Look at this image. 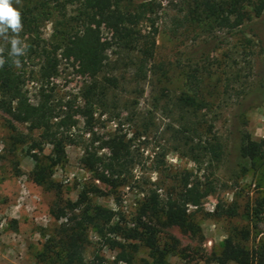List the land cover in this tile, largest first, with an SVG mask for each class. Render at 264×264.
I'll return each mask as SVG.
<instances>
[{
    "label": "rangeland",
    "instance_id": "1",
    "mask_svg": "<svg viewBox=\"0 0 264 264\" xmlns=\"http://www.w3.org/2000/svg\"><path fill=\"white\" fill-rule=\"evenodd\" d=\"M133 2L151 3L157 42L153 62L162 66L167 77L160 72L152 82L148 79L137 83L133 69L119 63L121 85L109 105L96 110L94 131L103 142L109 137L125 136L136 156L134 179L118 188L94 179L82 163L91 135L86 131L84 118L78 115L69 119L77 121L69 131L76 136V142L67 145L66 162L57 166L53 175L55 184L62 187L60 203L57 190L48 183L36 184L31 178L35 161L31 155L34 151L29 153L30 144H37L36 152L41 150L44 156L52 154L53 145L43 139L41 132L0 111V264H63L62 255L56 263L43 261L40 255L68 217L64 202H76L87 185L102 190L101 195L91 196V203L113 210L116 220L132 225L149 190H158L164 197L179 188L187 172L193 173L191 180H199L215 191L206 198L202 210L190 207L201 232L194 234L176 226L160 229L161 243L168 241L177 246V255L168 257L169 264H215L212 254L219 251L229 235L241 231L249 232L245 242L249 248L264 239V159L242 160L239 151L244 133L257 142L264 139V14L257 17L248 7L251 19L241 27L210 28L203 23L186 22L181 0ZM259 2L253 0L254 5ZM26 4L25 0H13L20 13ZM35 29L46 40L53 32L50 22ZM21 32L15 36L25 44L26 37L22 39ZM11 36L0 35V53ZM109 36L105 31V37ZM59 59L58 77L44 83L43 89L59 113L66 115L82 105L80 90L87 77L72 56ZM117 59L112 56L113 61ZM39 63V58L33 57L20 64L32 100L40 97ZM195 69L202 78L201 92L209 104L199 114L203 120L200 130L205 139L218 138L224 146L220 163H205L200 169L184 151L175 149L171 131L174 119L163 110L171 94L188 89L185 74ZM68 106L73 109L68 111ZM22 138L28 143L18 141ZM217 205L225 210L235 209L236 215L214 216ZM52 209H59V218ZM237 237L240 239L239 234ZM98 242L96 232L91 230L88 262ZM102 254L112 264L117 252L106 248ZM143 260L156 264L149 250L140 247L135 263L142 264Z\"/></svg>",
    "mask_w": 264,
    "mask_h": 264
},
{
    "label": "trees",
    "instance_id": "2",
    "mask_svg": "<svg viewBox=\"0 0 264 264\" xmlns=\"http://www.w3.org/2000/svg\"><path fill=\"white\" fill-rule=\"evenodd\" d=\"M21 11L25 52L19 57H10V42L0 53V111L20 124H28L31 130L41 132L43 139L53 145V152L44 156L36 152L37 144L29 146L35 161L31 178L36 184L48 183L58 191L62 203V187L55 184V168L67 159L66 147L76 142L69 131L77 121L84 118L86 131L91 135L84 148L82 163L95 180L112 188L127 186L134 179L136 156L125 136L109 137L105 142L94 131L96 110L109 105L112 94L121 85L119 63L133 69V78L141 82L152 80L159 73L166 76L162 66L153 62L155 56L156 31L151 3L135 4L133 0H25ZM186 22H199L207 26L239 28L251 19L248 7L257 17L264 14V0L254 5L253 0H181ZM50 22L53 32L46 40L36 27ZM150 27V30L147 28ZM108 31L109 37H105ZM37 32V33H36ZM72 56L79 70L87 77L80 90L82 105L73 113L61 115L43 89L59 75V57ZM112 56H117L113 61ZM38 57L37 76L42 82L40 97L32 100L26 90L24 69L20 64L25 59ZM18 61V63H17ZM202 78L197 69L185 74L188 89L174 92L163 104V110L173 117L171 127L176 150L193 160L198 168L205 163L211 166L220 163L224 146L218 138L205 139L201 132L203 120L200 112L208 108L201 92ZM73 106H68L71 111ZM67 111V112H68ZM66 129L67 132H64ZM23 144L28 141L20 139ZM99 143V146H95ZM239 151L242 160L264 159V139L257 142L248 133L240 137ZM193 173L187 172L179 188L162 197L158 190H149L141 202L132 225L116 220L113 210L91 203V196L102 194L96 185H87L76 202L66 201L68 217L58 226L55 234L46 242L43 261L56 263L62 255L63 264H108L102 254L104 249L116 251L112 264H136L140 247L149 250L156 264H169L168 257L177 255V246L168 241L161 243V228L179 227L190 233H199L201 228L193 220L190 207L202 210L204 201L213 195L214 188L203 186L199 180H191ZM56 218L59 209H52ZM214 216L234 217L236 210L223 209L217 205ZM17 223V222H16ZM94 230L99 240L91 253L90 262L86 254L90 245V231ZM240 235V239L237 235ZM229 235L218 252L212 254L215 264H264V239L249 248L245 242L249 232L241 231ZM142 264H152L143 260Z\"/></svg>",
    "mask_w": 264,
    "mask_h": 264
},
{
    "label": "clouds",
    "instance_id": "3",
    "mask_svg": "<svg viewBox=\"0 0 264 264\" xmlns=\"http://www.w3.org/2000/svg\"><path fill=\"white\" fill-rule=\"evenodd\" d=\"M22 30V17L18 8L13 6V0H0V35L10 37V57L22 56L25 52L24 44L15 34ZM18 63V61H17Z\"/></svg>",
    "mask_w": 264,
    "mask_h": 264
}]
</instances>
